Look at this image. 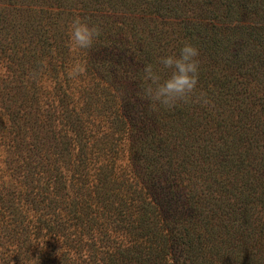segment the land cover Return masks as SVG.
Segmentation results:
<instances>
[{"label": "trees", "instance_id": "obj_1", "mask_svg": "<svg viewBox=\"0 0 264 264\" xmlns=\"http://www.w3.org/2000/svg\"><path fill=\"white\" fill-rule=\"evenodd\" d=\"M0 264H264V0H0Z\"/></svg>", "mask_w": 264, "mask_h": 264}, {"label": "clouds", "instance_id": "obj_2", "mask_svg": "<svg viewBox=\"0 0 264 264\" xmlns=\"http://www.w3.org/2000/svg\"><path fill=\"white\" fill-rule=\"evenodd\" d=\"M69 42L73 48L89 49L99 37L100 32L96 26H90L81 18L76 17L69 25ZM199 49L191 43H183L179 53H172L158 58L157 63L162 68L154 70L151 64L143 68V79L146 82L144 95L147 97L148 109L156 111L157 107L171 109L177 101L190 100L197 88L200 75ZM168 70L170 75L161 79L159 72ZM83 72L82 67L76 69ZM194 102L204 105L210 103L205 93H200Z\"/></svg>", "mask_w": 264, "mask_h": 264}]
</instances>
